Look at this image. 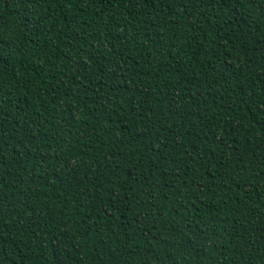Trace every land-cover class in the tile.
I'll use <instances>...</instances> for the list:
<instances>
[{
    "label": "trees",
    "instance_id": "16d2710c",
    "mask_svg": "<svg viewBox=\"0 0 264 264\" xmlns=\"http://www.w3.org/2000/svg\"><path fill=\"white\" fill-rule=\"evenodd\" d=\"M0 264H264V0H0Z\"/></svg>",
    "mask_w": 264,
    "mask_h": 264
}]
</instances>
